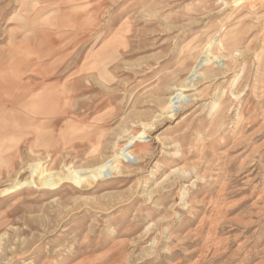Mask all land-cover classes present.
Here are the masks:
<instances>
[{
    "label": "rangeland",
    "instance_id": "1",
    "mask_svg": "<svg viewBox=\"0 0 264 264\" xmlns=\"http://www.w3.org/2000/svg\"><path fill=\"white\" fill-rule=\"evenodd\" d=\"M49 1L0 0V66L56 17L41 129L0 126V264H264V1Z\"/></svg>",
    "mask_w": 264,
    "mask_h": 264
},
{
    "label": "bare ground",
    "instance_id": "2",
    "mask_svg": "<svg viewBox=\"0 0 264 264\" xmlns=\"http://www.w3.org/2000/svg\"><path fill=\"white\" fill-rule=\"evenodd\" d=\"M8 54L10 56L7 63L3 64V66H0V102L7 103L8 105L0 110V126L8 124L10 127L21 126V128H28L38 131L41 129L42 124L28 119L25 113L29 114V111L24 112L25 109L22 107H24L27 102L33 99H40L42 100V102H52L55 100L54 96H52L50 93H46L47 88H43L38 92L30 89V91L28 92L27 89L32 88L35 83L34 81L25 78L24 75L28 67L32 65V63H30L28 60L27 64L24 66V63L26 61L25 56L18 54L16 51H8ZM40 112L41 108L39 106H36L34 108V114H40ZM111 162L112 159L109 160L108 163L110 164ZM101 168L102 166H98L91 169H82L81 171L74 170L70 171L69 173L71 179L76 182L80 179L81 176L88 177L89 179H95L97 177L98 170H100ZM48 174L46 173V171H43L39 176L38 182L42 187H52L60 180L61 175H52V177H50ZM29 184L31 183L28 181L19 183L14 188H7L2 190L1 194L12 193L14 190L20 189L24 187V185Z\"/></svg>",
    "mask_w": 264,
    "mask_h": 264
},
{
    "label": "crops",
    "instance_id": "3",
    "mask_svg": "<svg viewBox=\"0 0 264 264\" xmlns=\"http://www.w3.org/2000/svg\"><path fill=\"white\" fill-rule=\"evenodd\" d=\"M56 0H50L47 4H54ZM2 20V16L0 14V23ZM45 26H48L43 30L45 33V40L42 41L36 48L30 49V51L25 55L29 59H42V58H51L56 59V17L43 19ZM5 21L9 22L10 17L5 18ZM7 22V23H8ZM32 62V61H31ZM51 63H55V61H51ZM38 65V64H37Z\"/></svg>",
    "mask_w": 264,
    "mask_h": 264
}]
</instances>
